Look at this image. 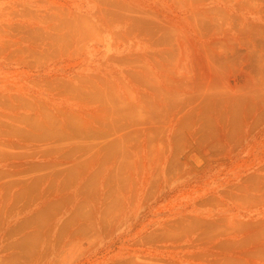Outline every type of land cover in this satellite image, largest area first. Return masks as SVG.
<instances>
[{
	"label": "rangeland",
	"instance_id": "1",
	"mask_svg": "<svg viewBox=\"0 0 264 264\" xmlns=\"http://www.w3.org/2000/svg\"><path fill=\"white\" fill-rule=\"evenodd\" d=\"M0 264H264V0H0Z\"/></svg>",
	"mask_w": 264,
	"mask_h": 264
}]
</instances>
